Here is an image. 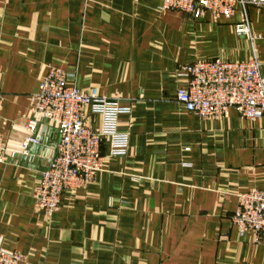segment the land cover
Listing matches in <instances>:
<instances>
[{"label":"crops","instance_id":"1","mask_svg":"<svg viewBox=\"0 0 264 264\" xmlns=\"http://www.w3.org/2000/svg\"><path fill=\"white\" fill-rule=\"evenodd\" d=\"M239 10L215 23L161 10L158 0H0V135L18 152L0 163L2 247L22 253L21 264H264V234L240 233L230 220L237 193L264 189V118L232 108L202 118L174 100L180 66L250 56L234 29ZM246 12L264 33V6ZM49 67L96 87L118 112L106 125L85 108L86 125L102 133V168L63 191L46 217L32 193L57 128L40 122L33 158L20 151L30 96Z\"/></svg>","mask_w":264,"mask_h":264},{"label":"built area","instance_id":"2","mask_svg":"<svg viewBox=\"0 0 264 264\" xmlns=\"http://www.w3.org/2000/svg\"><path fill=\"white\" fill-rule=\"evenodd\" d=\"M161 10L179 11L192 18L209 14L212 20L230 19L240 6L235 32L249 43L246 60L228 61L220 58L199 59L180 66L175 76L181 81L174 100L188 112L199 117L225 116L234 109L248 120L264 118V33L251 30L246 5L264 6V0H158ZM0 90V109L2 105ZM102 115L106 125L116 122V108L110 109L105 97L96 87L84 90L72 84L59 68L49 67L36 93L30 96L25 124L28 136L22 142L21 154L30 143H36L33 133L42 121L53 124L59 133L48 166L41 171L32 196L35 206L46 217L58 210L61 194L88 184L101 170L102 133L84 122V110ZM113 152H122L125 142L112 135ZM18 152L7 149L0 135V163L13 159ZM231 224L240 232L264 234V189H249L236 194V206L230 216ZM24 255L0 244V264H21Z\"/></svg>","mask_w":264,"mask_h":264},{"label":"water","instance_id":"3","mask_svg":"<svg viewBox=\"0 0 264 264\" xmlns=\"http://www.w3.org/2000/svg\"><path fill=\"white\" fill-rule=\"evenodd\" d=\"M35 153H36V145H30L27 147L26 153L22 154L21 157L30 160L31 158H33Z\"/></svg>","mask_w":264,"mask_h":264},{"label":"rangeland","instance_id":"4","mask_svg":"<svg viewBox=\"0 0 264 264\" xmlns=\"http://www.w3.org/2000/svg\"><path fill=\"white\" fill-rule=\"evenodd\" d=\"M222 20V19H221ZM213 22H215V23H217V22H219L220 20H217V21H215V20H212ZM234 29H235V27H234ZM236 33V32H235ZM237 34V33H236ZM238 35V34H237ZM239 36H241V35H239ZM243 37V36H242ZM244 38V37H243ZM245 39V38H244Z\"/></svg>","mask_w":264,"mask_h":264}]
</instances>
